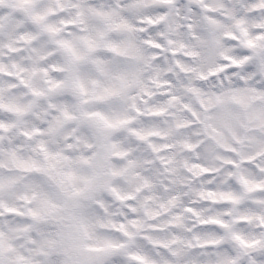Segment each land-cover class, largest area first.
Listing matches in <instances>:
<instances>
[{
  "label": "snow or ice",
  "instance_id": "6c2138e0",
  "mask_svg": "<svg viewBox=\"0 0 264 264\" xmlns=\"http://www.w3.org/2000/svg\"><path fill=\"white\" fill-rule=\"evenodd\" d=\"M0 264H264V0H0Z\"/></svg>",
  "mask_w": 264,
  "mask_h": 264
},
{
  "label": "clouds",
  "instance_id": "9594fccd",
  "mask_svg": "<svg viewBox=\"0 0 264 264\" xmlns=\"http://www.w3.org/2000/svg\"><path fill=\"white\" fill-rule=\"evenodd\" d=\"M251 27V24H250ZM225 29L221 28L219 30V39H220V45L217 51V57L215 59V61L213 63H202L200 64L197 68L195 72L192 73H183L180 72L178 73L179 78L176 79V83L177 85H181V84H187L189 82L196 84V85H200L204 88H208L210 86H215L216 88H219L220 85V81L224 80L225 84L227 83V79L226 77L231 75V70L228 68H225L224 70L221 71H217L215 73H213V69L218 68L220 64H226L228 63V61L225 60V56L226 55H235V48L238 45H233L231 43H229V40L227 37L223 36V31ZM231 30L232 31H236L238 32V29L232 25L231 26ZM255 29L253 28V31ZM237 72L240 71L239 68L236 69ZM198 72H203L207 79L206 80H200L198 78H196V74ZM169 74L165 73L164 76L167 77ZM175 78V77H173ZM178 94H184L183 95V99L186 102H189L193 105L197 104L196 98L194 95H192L191 93H185V90L182 87H178ZM169 111L171 112H175L177 113V116L179 118H187L188 117V113L186 111H184L182 108H180L179 106L176 108H170ZM177 117H169V120H173L176 119ZM158 126L161 128H166L167 124L164 123V119L161 118L160 120H158ZM193 139H196L195 136L192 137Z\"/></svg>",
  "mask_w": 264,
  "mask_h": 264
}]
</instances>
